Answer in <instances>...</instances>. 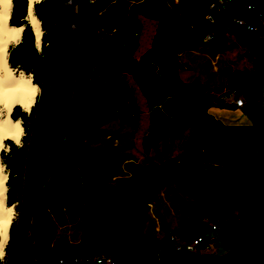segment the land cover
Wrapping results in <instances>:
<instances>
[{"label": "trees", "instance_id": "16d2710c", "mask_svg": "<svg viewBox=\"0 0 264 264\" xmlns=\"http://www.w3.org/2000/svg\"><path fill=\"white\" fill-rule=\"evenodd\" d=\"M67 1L42 0L35 5L36 15L45 29L42 54L35 49L31 27L24 29L22 42L11 49L10 64H19L26 72H33L38 84L46 72L45 55L52 38L48 16L62 9ZM110 1L76 2V15L81 29L79 77L61 156L56 159L53 173L43 178L46 182L38 195L30 224L33 232L29 236L32 264H85L101 254L110 257L115 263L160 264V252L172 248V233L166 232L157 237L146 229V223L151 203L176 173V166L167 160L137 164L122 182L105 186L90 166L93 149L83 142L92 131L115 118L133 127L137 125L138 107L131 91L125 88V80L121 76L123 72L132 74L150 105L151 123L144 138L147 149L165 134V130L180 133L189 125H200L199 131L202 127L205 129L202 133L197 130L190 134L191 137L198 133V145H194L195 138L190 139L187 157L205 161L215 158L220 165L209 179L177 182L183 191L193 197L181 205L185 216L181 219L177 234L182 240L201 236L202 245L209 243V216L220 215L211 211L214 205L212 193L244 196L250 192L264 157V122L218 124L219 119L208 110L210 99L206 86L198 80H182L177 69L178 53L193 49L203 41H220L227 26L236 19L263 30L264 0H181L183 10L179 13L170 11L164 0H136L138 10L157 21L152 45L140 58L134 55L138 47L140 24L117 23L113 15L107 12L99 21L96 20L98 23L103 20L110 23L105 28L106 33L98 40L86 41V3L92 4L89 13L95 14ZM193 1H196L197 7L190 5ZM26 6L27 0H14L12 24L26 23L22 19ZM113 7L107 11H112ZM114 12L124 15L119 9ZM246 78L245 70H232L227 78V92L242 88ZM155 103H163L164 111L152 112ZM17 116L25 126L27 115L19 106L12 112L13 118ZM7 143L11 144V141ZM201 150L206 151L205 155L198 154ZM17 152L18 148L12 144L8 155L2 153L11 169L7 181L8 204L17 201ZM241 166L248 175L243 185L236 188L232 183L238 177ZM43 207L45 213L48 208H52L62 218L71 219V216L78 215L82 222L80 242L67 248H57V243L48 253L49 245L44 244L39 233L38 220ZM10 231L11 238L7 245L9 260L15 246L14 222Z\"/></svg>", "mask_w": 264, "mask_h": 264}, {"label": "rangeland", "instance_id": "374dc122", "mask_svg": "<svg viewBox=\"0 0 264 264\" xmlns=\"http://www.w3.org/2000/svg\"><path fill=\"white\" fill-rule=\"evenodd\" d=\"M180 1L181 0H164L166 7L173 13H179L183 10L181 5H179ZM76 2L77 0H68L63 5L62 9L48 16V21L52 28V38L48 45V52L45 55L46 76L43 79V85L41 86L39 84L41 93L37 97L36 105L32 108L31 114L27 115L25 126L23 124L25 130V135L22 137L23 146L18 148L17 152L18 164L15 176L17 182V201L15 202V206L18 215L16 219L13 220L16 230L20 221L23 201L30 186V158L37 142L39 125L41 122V104H39V101L42 102V105H45L50 98L67 22L70 15H73V12H75V15L72 16V25L69 32L64 61L65 65L60 80V94L61 99L64 101L65 113L54 127L49 149L43 162L41 172L42 178H46L50 175L63 144L67 114L79 62L78 53L81 29L76 15L78 12ZM116 4L119 8V12L123 11L124 13H130L134 8L129 4L128 0H118ZM190 5L197 7L196 1L191 2ZM86 7L84 15L87 18L85 22H88L89 18H95V14L89 13V8L92 7V4L86 3ZM112 11L114 10L112 9ZM112 11H107V14L114 15ZM135 15L141 19L143 17L144 34L147 35L151 29L149 20L152 19L144 15L141 17L139 13H135ZM145 35L143 37L144 41L142 48L147 47L151 41L150 38H145ZM42 46L43 45H41V51L39 52L41 54L43 53ZM142 48H140V50H142ZM199 48L200 47L185 50L179 55L178 70L180 71L181 77L196 76L195 78H198V76L200 77L201 75L202 82L207 85V94L210 99L208 110L219 119L218 124L227 122L233 124L232 122L236 121V123L240 125L241 123L249 124L250 122L248 121L256 117L264 119V29L249 30L243 24L232 22L223 32L220 41L215 43L203 41L201 43L202 51H200ZM186 63H189L192 68L188 69L185 67ZM235 69L245 70L247 72V78L242 88L225 93L227 73ZM123 77L126 79L127 86L132 89L135 100L140 108L138 126L132 128L118 121H113L102 127L101 130L103 132L94 134L89 140L83 141L85 145L93 148L94 152L97 154L99 161L92 162V165L106 182L115 180L116 172L111 169L113 162L110 159L115 158L118 154H129L139 163L145 161L155 163L163 157L178 158L181 153L184 136L188 134V132H186L179 137H174L167 131L160 139L152 143L149 150L145 149L142 143V137L147 133L149 125L147 101L133 79L127 74H123ZM190 78L191 77L185 81H192ZM222 97L225 98L224 101H222ZM237 98L242 99L244 103L242 107L234 105ZM187 129L197 131L200 129V125H189ZM241 167L238 177H236L234 183H232L236 188H240V186L243 185V180L248 175L244 167ZM178 192H180L179 196L183 200H179V198L168 200L167 196L169 194L171 196V192H166V196L163 195L157 200V205L161 208L163 206L162 212L165 220L168 222L169 226H173L174 228L177 227L180 215L179 208L181 203L179 201L184 202L186 197H188L185 191ZM212 194L214 197V205L211 206V211L212 213L220 214L221 225V222H223L225 218H233L236 215L243 196H223L218 193ZM175 203L178 207H175ZM164 205H166L165 208ZM44 211L45 207H43L39 215V233L44 244L47 245L49 243L48 253H50V251L52 252V247L56 242H58L57 248H67L80 241L81 221L78 215H73V219L64 217L62 219L55 218V220L53 219L51 221L49 217L45 215ZM149 215L153 217L156 216L155 207L149 210L148 217ZM209 219L213 221L214 215L211 214ZM32 233V227L30 226L28 232L29 240L31 239L29 236H31ZM173 233L177 234L175 232ZM9 236L11 238L10 229ZM207 237L209 238L210 252L213 255L219 256L228 251V244L223 241L219 228L209 231ZM9 241L10 239L5 246V255L0 259V264H9L10 260L7 258V245ZM163 252L164 251L161 252V255H163Z\"/></svg>", "mask_w": 264, "mask_h": 264}, {"label": "water", "instance_id": "95a60500", "mask_svg": "<svg viewBox=\"0 0 264 264\" xmlns=\"http://www.w3.org/2000/svg\"><path fill=\"white\" fill-rule=\"evenodd\" d=\"M22 16H24V13H22ZM72 16L71 14L65 30L50 106L41 114L37 142L30 158V186L26 192L20 212V221L14 238L15 246L9 264H31L32 245L28 239V232L36 210L38 195L46 182V180H43L41 172L51 139L54 99L64 66L68 37L72 25ZM79 71L80 62H78L75 82L73 84L63 144L57 160L61 156L68 131V124L71 119ZM56 165L57 162L54 164L50 174L53 173ZM229 225L235 230L236 237L231 248L226 253L217 256L211 255L210 253L199 254L170 249L163 252L160 264H264V157L252 190L243 196L239 216L229 220ZM224 234L225 232L220 231L221 237Z\"/></svg>", "mask_w": 264, "mask_h": 264}, {"label": "crops", "instance_id": "0c3cea01", "mask_svg": "<svg viewBox=\"0 0 264 264\" xmlns=\"http://www.w3.org/2000/svg\"><path fill=\"white\" fill-rule=\"evenodd\" d=\"M116 1L117 0H111L110 2H108V4L106 6H104L102 9L96 11L95 16H94L95 18H92L91 17V19L88 22H86V28L88 29L87 32H86V41L98 40V39H100L106 33V29H107V27L110 26V23L107 24V21H105V20H103L101 23L100 22L98 23V22H96V20L100 19L101 17H104L105 14H106V12H107V10L109 8H112L113 5L116 3ZM128 2H129V4H131L134 7L132 9V11L130 13H126L125 12L124 15H121L120 13H116V12L112 11L113 14H114L113 15V18H114V21H116L117 23L124 24V25L125 24H128L130 22H138L140 24V28H139V31H138V47H137V49L134 52L135 57L136 58H140L146 52V50L152 45V40H153V36H154V33H155V28H156L157 21H156V19L150 17L152 19V20H149V22H150L149 25H151V29L149 30V33L147 35H145L144 34L145 28H144V25H143V22H142V19H143L142 15L143 14L137 8V4H136L137 1L136 0H128ZM179 5H180V3H179ZM113 9L114 10H117L119 8L117 6H115V7H113ZM135 13H139V15H141L142 19L136 17ZM144 35H145V38H150L151 41H150V43L148 44L147 47L142 48V44H143V41H144V38H143ZM197 47H200L199 49H200V51H202L201 44L198 45ZM140 48H142V50H140ZM182 52L178 53V55H177V69H178V66H179L178 57H179V55ZM185 67H187L188 69H191L192 68V66L189 63H186L185 64ZM231 71H229L227 73V76H226V89L224 91L225 93H229V92H227L228 91L227 78H228L229 74L231 73ZM123 74L129 75L133 79V81L135 82V84L137 85V87L140 89V91L142 92L140 86L138 85V83L136 82V80L134 79V77L132 76V74L127 73V72H123L121 74L122 77H123ZM178 74L180 76V71L179 70H178ZM197 74L200 75L199 73H197ZM189 77H191L190 79H192V80H198V81L202 82L201 75H200V77L198 76V78H195L196 76H189ZM189 77L188 76H186V77H183V76L181 77L180 76V78L182 80H188ZM123 79L125 80V88L126 89H129L131 91L132 98H133L134 102L137 104L138 111H139L138 123H137V125L135 127H133V126L129 125L128 123H122L119 120V118H115V119H113V120L105 123L104 125H106L108 123H111L113 121H118L121 124L127 125V126L132 127V128H136L138 126L139 120H140V108H139L138 103L135 100V97H134V94H133L132 89L129 86H127V82H126V79L124 77H123ZM202 83L205 85L204 82H202ZM205 86H206V89H207V85H205ZM142 94L145 96V94L143 92H142ZM145 98H146L147 105H148L149 125H150V123H151L150 105L148 103V99H147L146 96H145ZM224 100H225V98L222 97V101H224ZM234 105L237 106V107H242L244 105V103H242L241 105H237L234 102ZM156 110H162V111H164V105H163V103H161V104L160 103L153 104V111L152 112H154ZM255 121H263L264 122V119L261 118V117H256L253 120H250L248 122L252 123V122H255ZM232 123L238 124V123H236V121H233ZM243 124H248V123H243ZM104 125H102L100 128H98V130L92 131V133H90L89 136H87L84 141L89 140L90 137L92 138V136L94 134H100L101 132H103L101 129H102V127ZM149 125H148V128H149ZM187 127H185V129L182 132H180V133H173V131L171 133L169 132L170 135H172L174 137H179L181 134L188 132V134H185V136H184L183 144H182V147H181L180 156L178 158L163 157L160 160H158L157 162H155V163H158V162L167 160V161H169L171 163V165H175L176 166V173H174L173 177H171L170 179H168L166 185L161 189V191L158 193V195L156 196V198L154 199V201L150 205V209L152 207H155L156 216L153 217L152 215H149L148 221L146 223V229L147 230H150L157 237L163 236L166 232H168V233H173V232L178 233L181 219L183 218V216H185V212H184L183 208L181 207V205H182L183 202L182 201H179L181 203V205H180V208H179L180 215H179V219H178V222H177V227L174 228L173 226L172 227L169 226V224L165 220L164 214L162 212L163 206H162V208L159 207L157 205V200H159L163 195L166 196L165 195L166 192H171V196H170V194L167 196L168 200L173 199V198H179V200H183L179 196L180 195V192H178V191H183V190L181 189V187L177 183L178 181L185 180V179H187V180H197L198 178H201V179H209V178H211V176L213 175V173L215 171H217L218 168L220 167L219 163L216 161L215 158H213L212 160H209V161H205V160H199V159H189L187 157V156H189V155H187V152L190 149V141H192L190 139L195 138L196 141H195L194 145H198L197 134L198 133H202V131H204V129H205V127H202L200 131L198 130V133H194L190 137V134L193 131H191L190 129H187ZM164 132L166 133L167 130H165ZM147 134H148V129H147V133L142 137V143H143V146H144L145 149H147V147H146V144L144 143V138H145V136ZM149 149H147V150H149ZM205 153H206L205 150H201L200 153H198V154L199 155H203V154L205 155ZM110 160L113 162L112 163L113 165H112V168L111 169H113V171L116 172V177H115V180L110 181V182H106L103 179V177L101 176V174L99 172H97L94 169L93 165H92L93 164L92 162L99 161L98 160V156L94 152V150H93V156L90 159V166L95 171V173L101 178V184L102 185H105V186L116 185V184L122 182L128 175H130L133 172V170H134V168H135V166L137 164L151 163V162H148V161L139 163V162H137V160L133 159L129 154H118V156H116L115 158H112ZM186 195H188V197H186L185 200H190V199L193 198L192 195H190L188 193H186ZM176 206H177V204L175 203V207ZM165 207H166V205H164V208ZM53 210H52V208H48L47 209V212L45 213V215L48 216L51 221L53 219L55 220V218L62 219V217H58V215H56V213ZM71 219H73V216H71ZM80 221H81V218H80ZM81 227H82V222L80 224V228ZM57 243L58 242L54 243L53 247ZM48 245H49V243H48Z\"/></svg>", "mask_w": 264, "mask_h": 264}, {"label": "clouds", "instance_id": "9594fccd", "mask_svg": "<svg viewBox=\"0 0 264 264\" xmlns=\"http://www.w3.org/2000/svg\"><path fill=\"white\" fill-rule=\"evenodd\" d=\"M41 2L42 0H27L22 17L26 23L16 25L10 23L14 0H0V153L3 155L11 152L12 144L17 148L23 146V121L19 116L13 119L12 112L19 106L22 112L30 115L41 93L33 72H25L19 64L12 66L9 62L11 49L22 42L26 27H31L36 51H41L45 29L35 12V5ZM6 141H11V144ZM3 155H0V259L4 257V249L10 239L9 228L18 215L15 202L7 203V181L11 169L8 168Z\"/></svg>", "mask_w": 264, "mask_h": 264}, {"label": "built area", "instance_id": "2783aa9c", "mask_svg": "<svg viewBox=\"0 0 264 264\" xmlns=\"http://www.w3.org/2000/svg\"><path fill=\"white\" fill-rule=\"evenodd\" d=\"M220 3H222V1H220ZM235 22L239 23V24H243L245 25L249 30H258V28L252 24H247L245 23L244 20L242 19H236ZM235 103L237 105H241L243 103L241 98H237L235 100ZM221 221V217L220 215H215L214 216V220L211 221V230H216L219 228V223ZM171 240L173 241V245L171 250H176V251H188V252H194V253H199V254H203V253H211L210 252V244L206 243V244H201V242L203 241L201 236L198 237H194L188 240H182L178 234H171ZM162 252V251H161ZM160 252V257H162ZM94 263H105V264H126V263H115L110 257L101 254V255H97L94 257V259L88 263L85 264H94Z\"/></svg>", "mask_w": 264, "mask_h": 264}, {"label": "flooded vegetation", "instance_id": "af4514ba", "mask_svg": "<svg viewBox=\"0 0 264 264\" xmlns=\"http://www.w3.org/2000/svg\"><path fill=\"white\" fill-rule=\"evenodd\" d=\"M65 57H66V54H65ZM64 61H65V58H64ZM64 65H65V63H64ZM63 68H64V66H63ZM63 68H62V71H63ZM61 74H62V72H61ZM45 76L46 75L44 74V76L41 77V81H40V85L41 86L43 85V79L45 78ZM55 76H56V74H55ZM60 80H61V78H60ZM52 90H53V87H52ZM52 90H51L50 98H49L48 102L45 105H42V102L39 101V104H41V106H40V115L42 114V112H44L50 106V102H51V98H52ZM42 100H43V98H42ZM63 102L64 101L61 99L60 83H59V87H58V90H57V93H56V96H55V99H54V111L52 113V131H51V136H52V133H53L55 125H57L58 121L64 116V113H65L64 111L65 110H64ZM241 204H242V201H241ZM240 209H241V205L239 206V208L237 210V213H236V215L233 218H225L223 220V222H221V225L219 223V231L225 232L224 236H222V239H223V241H225L228 244V250L231 248L232 244L235 241V237H236L235 236L236 232H235L234 229H232L230 227L229 220L237 218L239 216ZM211 255H213V254H211Z\"/></svg>", "mask_w": 264, "mask_h": 264}, {"label": "bare ground", "instance_id": "6f19581e", "mask_svg": "<svg viewBox=\"0 0 264 264\" xmlns=\"http://www.w3.org/2000/svg\"><path fill=\"white\" fill-rule=\"evenodd\" d=\"M13 119H15V118H13ZM0 155H1V153H0ZM10 229V228H9ZM5 250V249H4Z\"/></svg>", "mask_w": 264, "mask_h": 264}]
</instances>
